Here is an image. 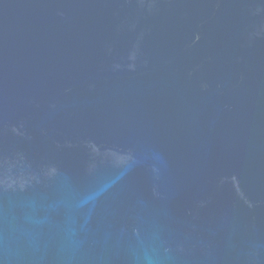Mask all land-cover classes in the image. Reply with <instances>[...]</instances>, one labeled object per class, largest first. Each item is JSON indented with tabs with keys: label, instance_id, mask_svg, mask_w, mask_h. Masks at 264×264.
<instances>
[{
	"label": "water",
	"instance_id": "1",
	"mask_svg": "<svg viewBox=\"0 0 264 264\" xmlns=\"http://www.w3.org/2000/svg\"><path fill=\"white\" fill-rule=\"evenodd\" d=\"M0 264H264V0H0Z\"/></svg>",
	"mask_w": 264,
	"mask_h": 264
}]
</instances>
